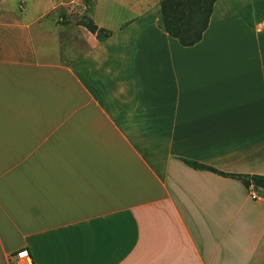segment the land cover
Masks as SVG:
<instances>
[{
    "label": "crops",
    "instance_id": "1",
    "mask_svg": "<svg viewBox=\"0 0 264 264\" xmlns=\"http://www.w3.org/2000/svg\"><path fill=\"white\" fill-rule=\"evenodd\" d=\"M108 1L107 24L97 0L80 11L101 38L56 0L0 6V264L21 247L35 264H264V189L187 163L264 175L263 6L216 0L184 46L161 0Z\"/></svg>",
    "mask_w": 264,
    "mask_h": 264
},
{
    "label": "trees",
    "instance_id": "2",
    "mask_svg": "<svg viewBox=\"0 0 264 264\" xmlns=\"http://www.w3.org/2000/svg\"><path fill=\"white\" fill-rule=\"evenodd\" d=\"M216 0H161L159 12L161 15V27L170 36L176 38L181 45L190 46L197 43L206 30L213 6ZM80 24L88 30L96 33L98 37L107 36L109 33L103 28H98L92 19L87 18ZM187 163L194 168L208 169L225 176L240 179L249 187L264 189V175L259 174H228L216 170L213 167L196 162Z\"/></svg>",
    "mask_w": 264,
    "mask_h": 264
},
{
    "label": "rangeland",
    "instance_id": "3",
    "mask_svg": "<svg viewBox=\"0 0 264 264\" xmlns=\"http://www.w3.org/2000/svg\"><path fill=\"white\" fill-rule=\"evenodd\" d=\"M59 1H61V3ZM56 3L58 4L57 11L59 13L58 22L79 23L89 18L87 11L80 12L83 10L84 4L87 5L88 8H90L93 5L94 0H56ZM19 4H24V6H27L29 9H34V5H43L45 4V0H0V6L6 8L12 7L13 9L19 10ZM259 4L263 6L261 19L264 20V0H259ZM118 7L119 6L113 7L112 3H110V1L108 0H97L96 4L93 7V11L95 14L94 16L99 23L104 22L105 24H107L108 22L112 21L113 18L117 17V15L120 13V11H118ZM65 8H67V11L65 10ZM114 9H116L115 12ZM42 21H45V19H42ZM262 193H264V191ZM236 224L237 223H235L234 225ZM234 232H237L236 228L227 231L228 235L233 234Z\"/></svg>",
    "mask_w": 264,
    "mask_h": 264
},
{
    "label": "built area",
    "instance_id": "4",
    "mask_svg": "<svg viewBox=\"0 0 264 264\" xmlns=\"http://www.w3.org/2000/svg\"><path fill=\"white\" fill-rule=\"evenodd\" d=\"M249 195L255 199L259 198L257 193L252 188L249 189ZM8 258L10 264H35L31 252L26 247H21L12 251L8 255Z\"/></svg>",
    "mask_w": 264,
    "mask_h": 264
}]
</instances>
